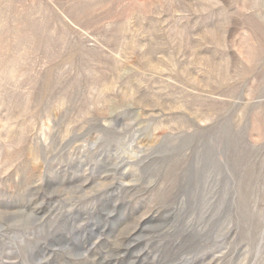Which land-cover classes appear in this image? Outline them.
I'll list each match as a JSON object with an SVG mask.
<instances>
[{"label":"rangeland","instance_id":"obj_1","mask_svg":"<svg viewBox=\"0 0 264 264\" xmlns=\"http://www.w3.org/2000/svg\"><path fill=\"white\" fill-rule=\"evenodd\" d=\"M0 264H264V0H0Z\"/></svg>","mask_w":264,"mask_h":264}]
</instances>
